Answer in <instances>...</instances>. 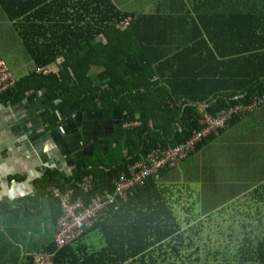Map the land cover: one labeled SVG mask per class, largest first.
Returning <instances> with one entry per match:
<instances>
[{
	"label": "trees",
	"instance_id": "1",
	"mask_svg": "<svg viewBox=\"0 0 264 264\" xmlns=\"http://www.w3.org/2000/svg\"><path fill=\"white\" fill-rule=\"evenodd\" d=\"M0 11L12 24L35 69L57 68H50L49 75L31 72L15 80L10 90L0 94V102L17 103L28 93L45 91L47 97L60 101V112L73 103L87 115L104 113L106 119L113 112L137 116L133 118L137 126L122 127L125 121L133 120L130 118L113 128L116 144L106 156L79 159L68 177L47 171L40 178L35 199L47 197L54 223L60 209L47 187L61 191L70 188L74 198L81 197L79 183L89 176L91 190L85 200L111 194L113 180L127 163L152 149L184 142L198 129V105L214 115L264 96V18L254 16L251 24H243L237 16L235 37L232 32L229 37L222 33L217 41L218 46L235 41L236 49L226 53V58L221 57L213 41L222 70L238 60L235 75L213 78L178 73L164 77L158 71L165 66L177 67L182 53L168 59L150 58L155 53L154 41L159 39L154 33L155 16L122 13L110 0H0ZM125 20H129V27L118 30L116 26ZM248 62L250 70L246 68ZM92 68L101 69L97 83L91 78ZM246 114L232 116L225 127ZM216 135L197 143L194 150ZM122 141L126 144L125 156ZM181 162L159 172L174 169ZM159 172L155 180L150 178L137 187L126 203L117 204L116 211L110 210L73 244L57 252L52 244L47 252L55 253L54 264H199L197 256L206 248L197 226L199 219H191V208H183L168 188L156 182ZM246 198L248 214H242L248 222L254 215L256 223L241 225V232L246 234L229 241L232 252L223 254L225 259L217 252L205 253L221 264H264V185ZM93 235L99 236L102 244L98 250V242L90 240ZM25 264H32V260L26 259Z\"/></svg>",
	"mask_w": 264,
	"mask_h": 264
},
{
	"label": "crops",
	"instance_id": "2",
	"mask_svg": "<svg viewBox=\"0 0 264 264\" xmlns=\"http://www.w3.org/2000/svg\"><path fill=\"white\" fill-rule=\"evenodd\" d=\"M110 1L122 13L157 18L154 33L159 39H153L155 53L150 58L168 59L182 53L177 65L181 71L176 66L177 71L165 66L163 71H158L164 77L178 73L213 78L235 75L238 60L227 63L232 65L223 70L217 64L221 57L226 58V53L236 49L235 41L220 46L217 41L222 33L229 37L232 32L235 37L237 16L243 24H251L254 16L264 18V0ZM213 41L223 56H217ZM5 54L0 56V61L16 75L15 80L34 72L31 61H20L10 52ZM29 67L31 71L24 70ZM246 68H252L250 62ZM100 71L91 70L96 83ZM59 102L47 97L45 91L28 93L17 103L0 102V264H25L26 259L47 252L53 244L56 224L52 221L53 209L46 196L35 199L38 181L44 173L55 171L68 177L79 159L106 156L116 144L113 128L131 118L119 112H113L109 119L104 113L92 117L73 103L60 112ZM121 150L125 156V141L121 142ZM249 150H257L258 154L253 156ZM255 157L264 159V105L233 119L216 136L199 144L178 167L159 172L156 182L168 188L175 201L186 206L192 201L191 192L195 190V198L200 200L199 190L217 191L219 182L228 181L224 178L228 174L235 181H242L248 173V160ZM261 185L264 175L259 182L241 185L240 193L228 202H218L212 207L219 208L240 196L244 198ZM228 186L227 191L231 190ZM51 187H47V192ZM185 198L190 200L184 202Z\"/></svg>",
	"mask_w": 264,
	"mask_h": 264
},
{
	"label": "built area",
	"instance_id": "3",
	"mask_svg": "<svg viewBox=\"0 0 264 264\" xmlns=\"http://www.w3.org/2000/svg\"><path fill=\"white\" fill-rule=\"evenodd\" d=\"M129 27V20L120 22L116 28L123 30ZM61 61H58L60 65ZM36 75H49V67H37ZM15 84L11 72L0 61V94L5 93ZM264 104V96L257 97L244 104H234L226 109H221L210 115L204 110L203 105H198V129L192 131L190 137L173 147L155 148L147 152L139 160L127 163L113 180L111 194L96 195L90 200L88 193L91 190V178L84 177L79 183L81 197L74 198L73 191L65 188L61 191L58 187H51L49 193L58 202L60 216L55 224L53 245L55 252L73 244L82 233L91 228L100 218L105 217L110 210L116 211L117 204H123L132 197L137 187L143 186L148 179H156L158 172L165 167H173L186 159L194 150L197 143L211 135H216L227 122L235 115L253 112ZM138 125L137 119L125 121L124 129ZM83 196V197H82ZM55 253L39 252L32 256V264H54Z\"/></svg>",
	"mask_w": 264,
	"mask_h": 264
},
{
	"label": "rangeland",
	"instance_id": "4",
	"mask_svg": "<svg viewBox=\"0 0 264 264\" xmlns=\"http://www.w3.org/2000/svg\"><path fill=\"white\" fill-rule=\"evenodd\" d=\"M7 52H10L14 57L20 58V61H30L29 56L25 52L20 39L17 34H15L14 29L11 25H8L4 15L0 11V56H5V53ZM5 64L8 65L7 63ZM31 68L32 67H29V69L26 68L24 70L31 71ZM12 77L16 78V75H13ZM252 154L254 156V154H258V151L256 150L252 152ZM246 170L248 173L243 176L242 181H235L234 176L228 174L224 176V178H228V181L222 180V182H219V188L217 191L202 192L199 190L197 194L198 197L202 196V199L196 200V193L193 188L194 191L190 193L192 195V201L185 198L184 202H186V200H190L189 204H186V206L182 202L184 205L183 208L190 207L191 212L194 214L190 213L189 217H191V219H199V224L197 226L201 230V240L205 241L206 248L204 251L207 254L217 252L220 255V258L225 259L223 254L232 252V246H230L231 243L229 241L246 234L241 232V225L256 223V220L253 219L254 215H250L251 219L248 222L245 215L242 214H248L246 208V206L249 205L248 198H246L248 197V194H246L244 198H240V196L237 199L231 200L229 201V204H225L219 208L212 207L218 202H228L229 198L234 197V195H238V193H240L238 191L240 190L241 185H249V183H253L255 181L259 182L262 175H264V159H256L255 157L253 161L248 160ZM237 177L239 178V173ZM215 185L217 186V182H215ZM226 186L230 187L231 190L227 191L225 188ZM196 212L199 213V215L196 214ZM201 213L207 214L204 215ZM92 239H95V243L98 242V245L95 248V250H98L102 245L99 243V236H90V240ZM84 243L88 244L89 239L85 240ZM205 253H200V255L197 256L200 258L199 264H221L218 259L213 260L211 259L212 255L209 256Z\"/></svg>",
	"mask_w": 264,
	"mask_h": 264
},
{
	"label": "water",
	"instance_id": "5",
	"mask_svg": "<svg viewBox=\"0 0 264 264\" xmlns=\"http://www.w3.org/2000/svg\"><path fill=\"white\" fill-rule=\"evenodd\" d=\"M97 114H93L92 117H96ZM132 118V116H130Z\"/></svg>",
	"mask_w": 264,
	"mask_h": 264
}]
</instances>
